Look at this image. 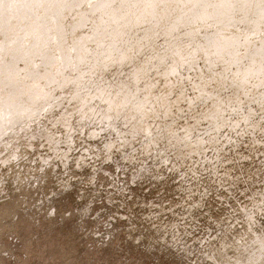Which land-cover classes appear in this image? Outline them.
<instances>
[{
  "label": "clouds",
  "instance_id": "9594fccd",
  "mask_svg": "<svg viewBox=\"0 0 264 264\" xmlns=\"http://www.w3.org/2000/svg\"><path fill=\"white\" fill-rule=\"evenodd\" d=\"M56 7L35 0L31 25L53 30ZM115 8L118 26L74 78L58 72L46 91L11 74L19 42H5L0 264H28L34 249L54 246L41 243L40 221L26 211L42 206L31 192L47 181L91 198L85 208L102 200L125 213L126 238L108 217L88 246L95 256L130 242L176 264H264V0ZM64 258V246L48 257Z\"/></svg>",
  "mask_w": 264,
  "mask_h": 264
},
{
  "label": "rangeland",
  "instance_id": "374dc122",
  "mask_svg": "<svg viewBox=\"0 0 264 264\" xmlns=\"http://www.w3.org/2000/svg\"><path fill=\"white\" fill-rule=\"evenodd\" d=\"M34 2L0 0V73L4 71L5 42L14 38L19 46L14 57H10L9 70L32 92L38 93L47 90L46 84L58 72L66 78H74L76 66L87 53L97 48L98 42L106 39L112 31L109 25L118 22L115 4L121 0H49L58 5L54 9L58 20L52 26L53 30L31 25ZM87 3L96 7L80 6ZM77 195L75 190L61 192L53 181H47L31 192L33 202L39 201L42 206L39 210H26L27 215L40 221L41 243L54 246L46 250L34 249L28 264H53L48 257H59L60 246L65 247V258L58 264H98L103 260L116 264V260L125 255L131 264H176L174 258L166 254H149L130 242L121 245L124 251L119 255L111 247L102 250L101 256L88 252L89 244L94 246L95 239L102 238L100 234L105 229L101 225L108 217H111L112 232L121 242L127 236L128 221L123 218L122 209L117 210L102 200H93L85 208L91 198L78 201ZM51 209H55V216L49 219ZM31 224L32 221H25V227L30 228Z\"/></svg>",
  "mask_w": 264,
  "mask_h": 264
},
{
  "label": "bare ground",
  "instance_id": "6f19581e",
  "mask_svg": "<svg viewBox=\"0 0 264 264\" xmlns=\"http://www.w3.org/2000/svg\"><path fill=\"white\" fill-rule=\"evenodd\" d=\"M107 13V12H106ZM102 33H104V32H102ZM105 37V36H104Z\"/></svg>",
  "mask_w": 264,
  "mask_h": 264
}]
</instances>
